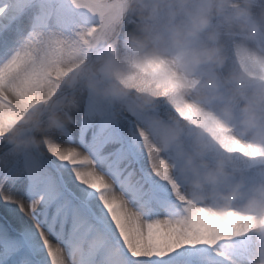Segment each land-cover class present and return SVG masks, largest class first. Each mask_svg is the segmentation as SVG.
Returning <instances> with one entry per match:
<instances>
[{
	"label": "clouds",
	"instance_id": "clouds-1",
	"mask_svg": "<svg viewBox=\"0 0 264 264\" xmlns=\"http://www.w3.org/2000/svg\"><path fill=\"white\" fill-rule=\"evenodd\" d=\"M69 3L90 8L87 0ZM101 3L94 23L30 29L0 63L3 111L16 114L5 139L39 147L51 137L34 133L74 125L89 96L114 119L147 113L139 143L181 208L253 217L245 264H264V158L222 143L264 148V0ZM239 161L257 165L255 178Z\"/></svg>",
	"mask_w": 264,
	"mask_h": 264
},
{
	"label": "snow or ice",
	"instance_id": "snow-or-ice-1",
	"mask_svg": "<svg viewBox=\"0 0 264 264\" xmlns=\"http://www.w3.org/2000/svg\"><path fill=\"white\" fill-rule=\"evenodd\" d=\"M87 2L90 8L69 0H0V63L32 28L94 23L93 10L103 6ZM4 106L0 97V264H245L254 218L181 208L151 150L139 143L137 125L149 114L122 111L114 119L89 96L74 125L36 132L51 139L24 147L5 139L16 114ZM222 143L264 158L260 146L227 137Z\"/></svg>",
	"mask_w": 264,
	"mask_h": 264
},
{
	"label": "bare ground",
	"instance_id": "bare-ground-1",
	"mask_svg": "<svg viewBox=\"0 0 264 264\" xmlns=\"http://www.w3.org/2000/svg\"><path fill=\"white\" fill-rule=\"evenodd\" d=\"M58 142H61V141H58ZM239 162H240L242 165L247 166V167L250 169L249 172H254L255 169H256V167H257V165L252 164V163H249V162H247V161H239ZM253 178H255V177H253ZM253 178H250V179H253Z\"/></svg>",
	"mask_w": 264,
	"mask_h": 264
},
{
	"label": "rangeland",
	"instance_id": "rangeland-1",
	"mask_svg": "<svg viewBox=\"0 0 264 264\" xmlns=\"http://www.w3.org/2000/svg\"><path fill=\"white\" fill-rule=\"evenodd\" d=\"M72 131H73L74 136L78 137V128H74V129H72ZM60 143H64V141L61 140ZM255 175H256L255 171L249 172V178H253V177H255Z\"/></svg>",
	"mask_w": 264,
	"mask_h": 264
}]
</instances>
